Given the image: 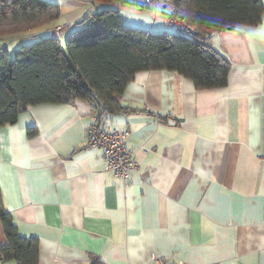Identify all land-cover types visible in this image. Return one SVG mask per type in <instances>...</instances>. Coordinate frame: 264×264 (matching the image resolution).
<instances>
[{
	"label": "crops",
	"instance_id": "0c3cea01",
	"mask_svg": "<svg viewBox=\"0 0 264 264\" xmlns=\"http://www.w3.org/2000/svg\"><path fill=\"white\" fill-rule=\"evenodd\" d=\"M48 1L60 7L49 31L63 26L61 43L103 7L117 9L129 27L174 31L165 25L166 4ZM260 1L259 24L207 38L229 63L224 87L196 89L169 70L137 72L125 85L119 102L128 110L104 118L128 133L135 155L124 182L105 170L99 148L85 146L91 110L84 100L30 106L14 124L0 126L3 204L18 234L36 240L35 264H149L156 257L171 264H264ZM5 242L0 221V246ZM0 264L16 262L0 257Z\"/></svg>",
	"mask_w": 264,
	"mask_h": 264
},
{
	"label": "trees",
	"instance_id": "16d2710c",
	"mask_svg": "<svg viewBox=\"0 0 264 264\" xmlns=\"http://www.w3.org/2000/svg\"><path fill=\"white\" fill-rule=\"evenodd\" d=\"M91 1L107 5L116 0ZM164 1L185 18L193 32L167 26L168 13L165 25L174 31L129 27L117 9L103 7L76 23L61 43L55 34H47L60 17L58 4L48 0H0V40L4 42L0 46V126L14 124L19 112L27 107L75 99L84 100L90 113L106 123L105 115L128 110L119 97L140 71H174L189 79L196 89L224 87L229 63L207 38L218 30L259 24L261 1ZM140 5L152 4L146 1ZM35 29H43L45 35L36 34L37 30L27 33ZM19 37L33 39L14 49L10 59L8 46ZM33 133L29 127L27 134ZM0 221L6 240L0 246V257L13 259L16 264H35L37 242L18 234L1 191Z\"/></svg>",
	"mask_w": 264,
	"mask_h": 264
},
{
	"label": "built area",
	"instance_id": "2783aa9c",
	"mask_svg": "<svg viewBox=\"0 0 264 264\" xmlns=\"http://www.w3.org/2000/svg\"><path fill=\"white\" fill-rule=\"evenodd\" d=\"M152 5L166 4L164 0H146ZM167 26L176 28L184 33L193 32L188 26L185 18L176 14L173 9L168 12ZM61 26L51 29L48 34H55L60 37ZM128 133L113 127L109 123H101L96 115H89V122L85 131V146L98 147L101 150V158L105 170L113 173L121 181H125L130 172L136 168V162L131 149L126 144ZM149 264H171L168 259L156 257L149 261Z\"/></svg>",
	"mask_w": 264,
	"mask_h": 264
},
{
	"label": "rangeland",
	"instance_id": "374dc122",
	"mask_svg": "<svg viewBox=\"0 0 264 264\" xmlns=\"http://www.w3.org/2000/svg\"><path fill=\"white\" fill-rule=\"evenodd\" d=\"M169 8V6H168ZM167 9V8H166ZM37 29L35 30H32V31H29L27 32L29 35L30 34H34L33 32H36ZM24 37H19V38H15L13 39V41H11L10 45L8 46V53H9V57L10 59L12 58V55H13V50L18 48L21 44H29L33 38H25L23 39ZM4 42L2 40H0V46L3 44Z\"/></svg>",
	"mask_w": 264,
	"mask_h": 264
},
{
	"label": "bare ground",
	"instance_id": "6f19581e",
	"mask_svg": "<svg viewBox=\"0 0 264 264\" xmlns=\"http://www.w3.org/2000/svg\"><path fill=\"white\" fill-rule=\"evenodd\" d=\"M95 148H98V147H95ZM100 149V148H99ZM134 155V154H133ZM134 159H135V155H134ZM135 161H136V159H135ZM112 173V172H111ZM113 174V173H112Z\"/></svg>",
	"mask_w": 264,
	"mask_h": 264
},
{
	"label": "water",
	"instance_id": "95a60500",
	"mask_svg": "<svg viewBox=\"0 0 264 264\" xmlns=\"http://www.w3.org/2000/svg\"><path fill=\"white\" fill-rule=\"evenodd\" d=\"M170 122V121H169Z\"/></svg>",
	"mask_w": 264,
	"mask_h": 264
}]
</instances>
